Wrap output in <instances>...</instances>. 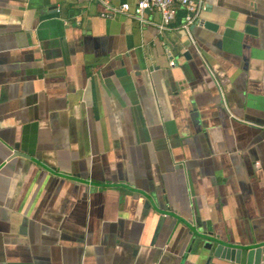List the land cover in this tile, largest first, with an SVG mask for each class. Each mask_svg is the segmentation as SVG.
Masks as SVG:
<instances>
[{
  "label": "crops",
  "instance_id": "crops-1",
  "mask_svg": "<svg viewBox=\"0 0 264 264\" xmlns=\"http://www.w3.org/2000/svg\"><path fill=\"white\" fill-rule=\"evenodd\" d=\"M195 1L0 0V264L264 245V0Z\"/></svg>",
  "mask_w": 264,
  "mask_h": 264
},
{
  "label": "built area",
  "instance_id": "built-area-1",
  "mask_svg": "<svg viewBox=\"0 0 264 264\" xmlns=\"http://www.w3.org/2000/svg\"><path fill=\"white\" fill-rule=\"evenodd\" d=\"M105 5L108 10L126 13L134 16L141 22H150L146 17V12L158 13L161 17L160 28L168 29L172 22L176 19L179 8H185L187 11L183 27L189 30L191 24L195 23L199 18L202 5L195 0H139L135 6L130 3H123L119 7H113L110 0H98ZM174 65V61H171Z\"/></svg>",
  "mask_w": 264,
  "mask_h": 264
},
{
  "label": "water",
  "instance_id": "water-1",
  "mask_svg": "<svg viewBox=\"0 0 264 264\" xmlns=\"http://www.w3.org/2000/svg\"><path fill=\"white\" fill-rule=\"evenodd\" d=\"M186 56H189V53H186ZM17 153L22 154L19 151ZM202 248L209 253L204 261L196 264H264V245L236 249L218 240L216 245L207 242Z\"/></svg>",
  "mask_w": 264,
  "mask_h": 264
}]
</instances>
